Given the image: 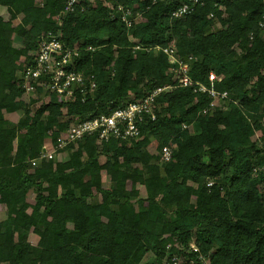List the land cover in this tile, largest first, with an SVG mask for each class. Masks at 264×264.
Listing matches in <instances>:
<instances>
[{"label": "trees", "instance_id": "trees-1", "mask_svg": "<svg viewBox=\"0 0 264 264\" xmlns=\"http://www.w3.org/2000/svg\"><path fill=\"white\" fill-rule=\"evenodd\" d=\"M183 3L114 0L142 11L129 29L111 4L0 0V264H264V0H202L173 17ZM48 33L78 49L75 71L96 85L85 100L24 91ZM171 46L193 83L210 88L214 74L228 100L211 108L177 87ZM168 85L138 140L86 137L66 161L44 157L71 127Z\"/></svg>", "mask_w": 264, "mask_h": 264}, {"label": "built area", "instance_id": "built-area-1", "mask_svg": "<svg viewBox=\"0 0 264 264\" xmlns=\"http://www.w3.org/2000/svg\"><path fill=\"white\" fill-rule=\"evenodd\" d=\"M156 0H153L155 2ZM114 0H66L65 13H73L80 4L105 3L112 5V18H119L127 28H132L141 21L142 11L139 9L125 8L121 5H113ZM201 4L202 0H188L183 3L174 13L173 17L178 18L189 15L195 11V8ZM84 8H82L83 10ZM261 29L264 31V16L260 23ZM137 49L140 47L137 46ZM156 48V51H159ZM168 56L171 64H179L176 72L177 87L192 89L194 93L207 94L212 99L211 108L220 104V101L228 100L227 93H218L214 88L216 81L220 82L214 74L209 76L211 84L207 88L201 84H195L188 76V64L179 60L176 55L174 46L163 50ZM78 49H64L60 36L48 33L45 35L38 46L35 60L32 66H26L20 74L22 87L28 96L36 93L37 87L43 88V95H58L65 100L72 99L76 91H80L83 100L94 93L96 85L93 77H85L82 73L75 71L74 61L79 56ZM190 60V59H189ZM173 86H163L154 89L144 99L140 101H130L127 106L119 108L112 112L109 116L102 115L93 120L84 122L68 129L62 137L57 140L56 146L47 149L44 148V157L50 158L57 152L65 151L67 147L82 141L86 137L97 136L100 143H108L110 140H118L121 142L138 140L141 136L139 125L144 121L145 117L155 119V102L156 99L172 90ZM48 99V98H47ZM227 104L223 106L225 110ZM172 156L171 148H165L160 155L162 162H169ZM264 173V168L261 169ZM264 192V185H263ZM191 251L198 252L192 244ZM200 263L205 264L206 261L201 256ZM166 264H197L193 259L188 257L175 255L168 256Z\"/></svg>", "mask_w": 264, "mask_h": 264}, {"label": "rangeland", "instance_id": "rangeland-1", "mask_svg": "<svg viewBox=\"0 0 264 264\" xmlns=\"http://www.w3.org/2000/svg\"><path fill=\"white\" fill-rule=\"evenodd\" d=\"M0 16L3 17L4 19H8V15H7V12L5 9L0 8ZM19 116L20 115H13V116H10L9 119H11V121H13L15 123L18 121ZM55 155H51V156L54 157ZM68 156H69L68 152L65 151V152H61L59 155H57L56 158H57V160L66 161L68 159ZM144 195H145L144 191H142V196H144ZM33 240H34V238L30 237L31 243L34 242Z\"/></svg>", "mask_w": 264, "mask_h": 264}]
</instances>
